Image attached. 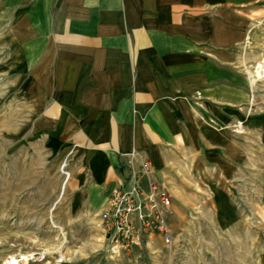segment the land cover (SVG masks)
<instances>
[{
  "label": "crops",
  "instance_id": "crops-1",
  "mask_svg": "<svg viewBox=\"0 0 264 264\" xmlns=\"http://www.w3.org/2000/svg\"><path fill=\"white\" fill-rule=\"evenodd\" d=\"M263 18L264 0H0L14 142L35 157L18 180L56 195L50 208L67 195L73 226L107 207L137 150L165 186L226 182L219 216L242 207L264 227V106L250 92L264 57L245 54Z\"/></svg>",
  "mask_w": 264,
  "mask_h": 264
},
{
  "label": "rangeland",
  "instance_id": "rangeland-1",
  "mask_svg": "<svg viewBox=\"0 0 264 264\" xmlns=\"http://www.w3.org/2000/svg\"><path fill=\"white\" fill-rule=\"evenodd\" d=\"M1 40L0 32L3 63ZM245 54L251 64L264 57V20ZM4 70L0 67V264L11 254L18 255L14 264H264V227L242 207L232 222L219 216L216 198L225 199L229 194L223 189L226 182L217 177L164 180L173 208L168 243L151 232L139 246L113 253L104 246L97 216L69 226L67 195L59 196L56 209L50 208L56 195L38 192L32 178L28 185L17 178L21 172H31L35 157L30 148L15 145V74ZM250 92L252 99L264 106V76L252 83ZM7 122L13 123L12 128ZM24 254L29 259L20 258Z\"/></svg>",
  "mask_w": 264,
  "mask_h": 264
},
{
  "label": "built area",
  "instance_id": "built-area-1",
  "mask_svg": "<svg viewBox=\"0 0 264 264\" xmlns=\"http://www.w3.org/2000/svg\"><path fill=\"white\" fill-rule=\"evenodd\" d=\"M128 155L122 180L112 188L107 207L96 214L104 246L113 253L139 246L151 232L166 243L172 236L168 188L152 176L153 164L146 155L137 150Z\"/></svg>",
  "mask_w": 264,
  "mask_h": 264
},
{
  "label": "bare ground",
  "instance_id": "bare-ground-1",
  "mask_svg": "<svg viewBox=\"0 0 264 264\" xmlns=\"http://www.w3.org/2000/svg\"><path fill=\"white\" fill-rule=\"evenodd\" d=\"M250 73H252L253 74V79H252V83H254L255 82V80L257 79V78H260V77H262V76H264V58L260 61V62H258L257 63V65H256V67L254 68V70L252 69L251 71H250ZM251 74V75H252ZM15 257V256H14ZM13 256H8L5 260H4V262L2 263V264H14V262L12 261L13 259H15ZM20 258H22L23 260H27V259H29L28 258V255H22ZM18 260V259H17Z\"/></svg>",
  "mask_w": 264,
  "mask_h": 264
}]
</instances>
